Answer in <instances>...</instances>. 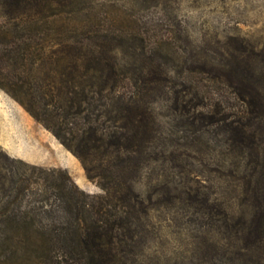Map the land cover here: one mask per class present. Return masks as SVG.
Listing matches in <instances>:
<instances>
[{
  "label": "rangeland",
  "instance_id": "rangeland-1",
  "mask_svg": "<svg viewBox=\"0 0 264 264\" xmlns=\"http://www.w3.org/2000/svg\"><path fill=\"white\" fill-rule=\"evenodd\" d=\"M75 2L78 32L73 39L61 34L65 24L58 22L50 26L40 61L28 58L27 41L20 38L5 62V74L15 81V95L23 102L0 87V233L69 230L74 223L68 217L53 221L67 215L64 195L78 196L76 188L105 195L103 187L114 190L133 180L144 199L163 203L150 213L138 264H241L228 260L233 256L225 255V248L216 256L197 255L196 237L207 235L203 215L172 206L175 198H202L211 189L214 198L229 201L238 213L236 192L215 171L226 148L219 133L203 128L204 105L214 104L223 91L209 80L226 68L228 47L259 45L264 52V0ZM1 15L0 26L11 38L32 27L12 12ZM115 58L121 63L117 70ZM251 62L264 72V54ZM184 107H194L192 114L186 115ZM129 115L142 120L141 130L153 137L136 172L106 154L93 164L100 178L91 180L56 136L70 141L86 123L111 131L128 123ZM259 126L264 137V122ZM7 216L20 222L6 223ZM25 218L35 224L23 223ZM20 246L13 256L0 244V264H51L30 257V245Z\"/></svg>",
  "mask_w": 264,
  "mask_h": 264
},
{
  "label": "trees",
  "instance_id": "trees-1",
  "mask_svg": "<svg viewBox=\"0 0 264 264\" xmlns=\"http://www.w3.org/2000/svg\"><path fill=\"white\" fill-rule=\"evenodd\" d=\"M75 5V0H0V17H3L1 11L5 14L12 12L14 18L22 23H32L31 29H23L17 33L21 36L13 38L9 37L4 25L0 26V87L20 102H23L21 97L15 95V81L5 74V62L11 58L14 48L19 47L16 40H26L28 58L33 56L35 62L40 61L46 50L44 40L52 31L51 25L64 23L65 30L61 34L65 33L67 40L73 39L78 32ZM226 53L228 58L223 63L226 68L209 80L213 86H221L223 91L216 93L214 104L204 105L208 111L203 128L207 133L215 130L222 136L221 142L226 149L224 159L215 171L236 192L234 199L239 207L238 213L229 201L214 198L211 189L210 194L202 198H175L172 208L182 210L189 207L195 214L203 215L201 226L207 229V235L196 237L200 239L195 247L197 255L212 253L210 255L216 256L220 248H225L224 254L233 256L228 260L240 261L241 264H264V137L259 126V122H264V72L258 71L251 62L253 57L264 52H259V45H249L228 47ZM115 59L114 68L117 70L121 63ZM197 93L196 99L201 96L200 92ZM227 108L232 112L226 113ZM192 109L184 107L183 110L186 115H191ZM28 110L33 114L32 108ZM140 122L142 120L138 122L129 115L128 123L115 125L111 131L86 123L70 141L60 133L56 136L80 159L88 177L95 180L100 176L93 164L104 161L101 155L105 157L108 154L110 159L115 157L127 170L136 172L140 168L145 148L153 139L147 135V130L146 133L141 130ZM114 176L116 181L118 175L114 173ZM115 187L114 190L103 187L105 195H90L76 188L78 196L69 193L63 197L67 215L53 218V221H58L57 218L66 220L68 217L70 222L73 220V228L63 232H2L1 247L15 256L20 245L28 244L30 257L40 263L138 264L144 253L145 227L150 213L159 211L163 203L153 204L144 199L133 180ZM3 221L20 222L17 216H7ZM23 223L34 225L35 221L25 218ZM213 234L221 239H214Z\"/></svg>",
  "mask_w": 264,
  "mask_h": 264
}]
</instances>
